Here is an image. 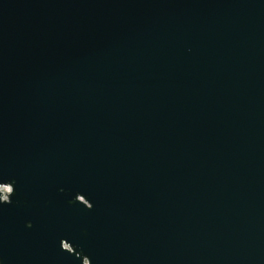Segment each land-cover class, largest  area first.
I'll return each instance as SVG.
<instances>
[{
  "label": "water",
  "instance_id": "1",
  "mask_svg": "<svg viewBox=\"0 0 264 264\" xmlns=\"http://www.w3.org/2000/svg\"><path fill=\"white\" fill-rule=\"evenodd\" d=\"M82 256L264 264V0H0V264Z\"/></svg>",
  "mask_w": 264,
  "mask_h": 264
},
{
  "label": "flooded vegetation",
  "instance_id": "2",
  "mask_svg": "<svg viewBox=\"0 0 264 264\" xmlns=\"http://www.w3.org/2000/svg\"><path fill=\"white\" fill-rule=\"evenodd\" d=\"M5 188V191H8V189L6 188V187H4ZM61 247H62V249H66V250H68V251H70L71 253H73L74 252V250H73V248L68 244V243H66V242H64V241H62V243H61ZM43 249H40V251H42ZM30 253H25V254H23V256H24V258H28ZM81 262L83 263V264H86V257H84V256H82L81 257ZM32 264H35V259H34V257H32V262H31Z\"/></svg>",
  "mask_w": 264,
  "mask_h": 264
}]
</instances>
